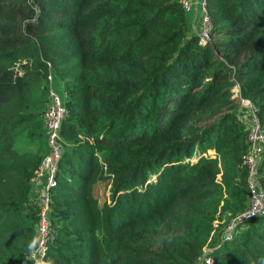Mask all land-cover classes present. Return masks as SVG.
I'll return each mask as SVG.
<instances>
[{
  "label": "trees",
  "instance_id": "obj_1",
  "mask_svg": "<svg viewBox=\"0 0 264 264\" xmlns=\"http://www.w3.org/2000/svg\"><path fill=\"white\" fill-rule=\"evenodd\" d=\"M205 9L199 44L180 0H0V264H27L35 242L48 77L66 110L48 264H203L208 245L211 264H264V216L222 239L248 207L234 99L264 132V0ZM20 139L38 150L16 152ZM206 150L214 158L196 161ZM257 176L264 190V149ZM98 182L110 186L101 206Z\"/></svg>",
  "mask_w": 264,
  "mask_h": 264
},
{
  "label": "built area",
  "instance_id": "obj_2",
  "mask_svg": "<svg viewBox=\"0 0 264 264\" xmlns=\"http://www.w3.org/2000/svg\"><path fill=\"white\" fill-rule=\"evenodd\" d=\"M205 1L206 0H180V4L185 12H190L192 6L195 7V10L198 12L195 35L198 37L199 44H203L209 40L211 30L209 17L205 9ZM49 98L50 102L44 111L43 119L50 154L43 158L39 170L36 172L37 179L43 175H46V178L45 184L39 194V218L35 229V242L25 257L27 264H48L45 255L48 243L52 237V232L46 217L49 212L48 191L51 186L54 185V162L60 156V147L57 143L58 128L66 110L52 93L49 94ZM238 100V116L245 127L248 146L247 154L242 158V165L246 167L247 171L246 186L248 191V207L227 223L222 235L224 241H230L234 237V230L237 226L246 224L252 219L264 216V190L259 185L257 179V164L259 162V156H261L264 149V132L255 117L254 106L248 100L240 98H238ZM247 111L249 114L248 123L245 122ZM204 250L205 249H202L200 259L197 262L211 264V259Z\"/></svg>",
  "mask_w": 264,
  "mask_h": 264
},
{
  "label": "rangeland",
  "instance_id": "obj_3",
  "mask_svg": "<svg viewBox=\"0 0 264 264\" xmlns=\"http://www.w3.org/2000/svg\"><path fill=\"white\" fill-rule=\"evenodd\" d=\"M193 12V6L191 7V10L189 13H192ZM187 17H189V15H187ZM48 80H51V83H50V86L52 88L51 92L54 96L57 97V99L63 103V97H64V93L62 92V87L55 81H53L52 79H50V77L47 78ZM53 81V82H52ZM232 94H234V92H232ZM235 102L237 104V106L239 105V100L238 98L234 99ZM237 108V107H236ZM249 121V114H248V111L246 112V117H245V122L248 123ZM39 146L37 144L36 141H31V140H25V139H20L17 144L14 146V150L16 152H19V153H22V152H36L38 150ZM200 158H210V159H213L214 158V154L211 150H206L204 154H200L196 157V161ZM195 160V159H194ZM219 177L217 176V179ZM42 179V178H41ZM37 180L35 181V189L34 190H37L35 195H33L31 197L32 199V202L34 203V201H36V198L40 192V190L42 189V187L44 186L45 184V181L43 180ZM153 179V178H152ZM50 187V186H49ZM52 188V186H51ZM109 189H110V186L108 184V182H98L96 183L94 186H92V190H91V196L92 198H94L96 200V202L98 203L99 206L103 205V204H108L109 203ZM218 225V224H216ZM215 225V226H216ZM223 229V227H222ZM220 234L218 236V240H219V237L221 235V232L222 230L220 231ZM237 233V232H236ZM216 234V232L214 233V235ZM234 234H235V230H234ZM213 235V236H214ZM210 244V243H209ZM209 245L207 247H204L202 249H205L204 251H209Z\"/></svg>",
  "mask_w": 264,
  "mask_h": 264
},
{
  "label": "crops",
  "instance_id": "obj_4",
  "mask_svg": "<svg viewBox=\"0 0 264 264\" xmlns=\"http://www.w3.org/2000/svg\"><path fill=\"white\" fill-rule=\"evenodd\" d=\"M198 12L195 10V7H193V12L190 13L188 17V31L195 34L196 28H197V19H198Z\"/></svg>",
  "mask_w": 264,
  "mask_h": 264
},
{
  "label": "clouds",
  "instance_id": "obj_5",
  "mask_svg": "<svg viewBox=\"0 0 264 264\" xmlns=\"http://www.w3.org/2000/svg\"><path fill=\"white\" fill-rule=\"evenodd\" d=\"M260 218V217H259Z\"/></svg>",
  "mask_w": 264,
  "mask_h": 264
}]
</instances>
